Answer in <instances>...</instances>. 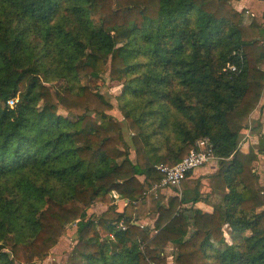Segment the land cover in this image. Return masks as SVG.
I'll use <instances>...</instances> for the list:
<instances>
[{"label": "trees", "instance_id": "trees-1", "mask_svg": "<svg viewBox=\"0 0 264 264\" xmlns=\"http://www.w3.org/2000/svg\"><path fill=\"white\" fill-rule=\"evenodd\" d=\"M240 1L0 0V264L47 260L71 226L67 264H169V247L175 264H264L259 156L239 147L264 94V0L250 24ZM107 74L125 125L92 88ZM203 138L223 204L195 208L192 174L152 196Z\"/></svg>", "mask_w": 264, "mask_h": 264}, {"label": "crops", "instance_id": "crops-1", "mask_svg": "<svg viewBox=\"0 0 264 264\" xmlns=\"http://www.w3.org/2000/svg\"><path fill=\"white\" fill-rule=\"evenodd\" d=\"M252 4H253V0H241L240 2L235 3V7L239 10H243V9L246 10V8L251 7ZM239 7H241L242 9ZM251 16L253 15L251 14ZM251 16L250 14H248V17ZM248 17L246 16V20H245L246 24ZM243 136H245L243 137L245 138V141L239 143L240 144L239 147L245 153H248L251 147L255 149V152L258 154L259 159L258 161L253 162L252 165L254 167V171L260 176L262 186H264V152L261 153L259 152L261 145L264 146V94L260 101V105L256 108V110L253 112L251 116L249 128L244 132ZM218 167H219L218 159L213 160L204 167L194 171L191 176V179L201 180L202 183V188H201L202 196L200 201L195 205V208L201 209L202 211L207 213H213L218 206L223 204V196L211 192L210 175L214 174L218 170ZM180 188L177 189L180 190ZM177 194L178 193L176 192L175 188H169L163 191V195L166 196L167 198L171 196H175ZM121 202L123 201H118V202L116 201L115 203L118 205ZM124 202L126 203V201Z\"/></svg>", "mask_w": 264, "mask_h": 264}, {"label": "rangeland", "instance_id": "rangeland-1", "mask_svg": "<svg viewBox=\"0 0 264 264\" xmlns=\"http://www.w3.org/2000/svg\"><path fill=\"white\" fill-rule=\"evenodd\" d=\"M253 6V4H252ZM251 7L246 8V16L248 17V14L253 15V11L251 10ZM241 8V7H239ZM242 9V8H241ZM248 12V13H247ZM252 17V18H251ZM248 17L247 19V24L251 23L253 16ZM261 69L264 70V66H261ZM97 87L92 86V88L95 90L96 88H99L100 92H102L106 98L114 104L115 109L110 112V116H113L116 120L120 121L123 123V125H125V118H126V114H127V110L124 106V104H122L120 102V100L118 99L121 94L123 93L124 87L122 85H119V83L114 82L109 75H105L103 76L101 79L97 80ZM83 84H87L88 83V79L83 78L82 80ZM252 116V115H251ZM251 121V118H250ZM245 137V136H244ZM126 140H129V133L126 131V135H125ZM263 139V138H262ZM261 139V140H262ZM245 141V138L242 139L241 142ZM131 157L134 159L135 158V154L134 151L132 150V154ZM217 160V159H216ZM166 189H162L160 190V192H154L153 189L150 191V194L154 197H157L158 195L162 194L163 195V191ZM113 197L115 198V200L118 201H123L121 203L118 204V206L120 205H125L127 203L124 202V200L120 199L119 196L114 193ZM166 197V196H165ZM106 207H104L103 205H99V206H95L93 207L91 210H89V215L92 214H97L100 215L102 214L104 211H106ZM155 218L151 217L148 218L146 220L141 221L142 225H149L151 227H154V221ZM76 226H71L67 229V234L66 236H64L62 238V240H60L59 244L51 251L50 256L47 258V260H44L43 262L39 263V264H67V260L76 244ZM167 255H168V262L169 264H175V250L173 247H169L167 250Z\"/></svg>", "mask_w": 264, "mask_h": 264}, {"label": "built area", "instance_id": "built-area-1", "mask_svg": "<svg viewBox=\"0 0 264 264\" xmlns=\"http://www.w3.org/2000/svg\"><path fill=\"white\" fill-rule=\"evenodd\" d=\"M232 69L236 70L235 67H232ZM16 102L17 100H12L9 101V104L13 107ZM216 159L210 140L208 138L200 139L196 143V148L180 163L174 166L162 164L157 167L164 178L161 183L154 186L153 191L158 192V190L162 189L180 188L188 175Z\"/></svg>", "mask_w": 264, "mask_h": 264}]
</instances>
